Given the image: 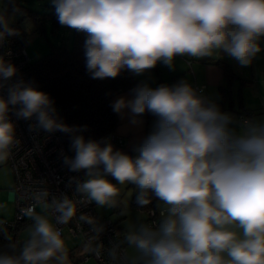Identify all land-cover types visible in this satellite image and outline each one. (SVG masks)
<instances>
[{
  "label": "clouds",
  "instance_id": "1",
  "mask_svg": "<svg viewBox=\"0 0 264 264\" xmlns=\"http://www.w3.org/2000/svg\"><path fill=\"white\" fill-rule=\"evenodd\" d=\"M61 26L84 33L86 68L93 79L116 78L127 68L135 75L158 62L174 67L177 56L194 60L227 54L248 66L261 52L264 0H51ZM19 6L4 0L0 45L19 35L11 26ZM14 64L0 56V163L19 144L9 112L31 120L33 130L76 133L56 114L49 94L16 76ZM132 99L113 102L116 113L129 109L132 123L144 113L155 117L152 130L134 148L114 150L110 138L72 135L75 156H64L72 172L84 171L73 197H53L55 224L48 218L49 192L37 193L43 214L29 207L28 238L17 250L9 243L0 264H68L65 240L56 225L77 215V204L114 208L119 186L134 185L141 209L158 201V221L140 222L123 233L133 255L109 250L112 264H264V120L242 118L239 130L230 113L197 92L187 81L132 90ZM86 127V126H85ZM108 176L117 183L113 184ZM152 215H156L153 211ZM97 234L103 227L80 214ZM6 236V231L0 228Z\"/></svg>",
  "mask_w": 264,
  "mask_h": 264
},
{
  "label": "built area",
  "instance_id": "2",
  "mask_svg": "<svg viewBox=\"0 0 264 264\" xmlns=\"http://www.w3.org/2000/svg\"><path fill=\"white\" fill-rule=\"evenodd\" d=\"M0 56L6 61L11 62L17 68V74L8 82L15 83L23 79L25 82L32 83L28 72V65L31 60L26 52V44L22 36L7 37L3 45H0ZM190 67V62L188 61ZM191 70V67L189 68ZM198 93L203 95L205 89L204 84H196L192 86ZM0 95L7 96V86L0 89ZM15 108L9 112V119L15 125V136L19 140V144L12 149L10 157L6 160L13 175V202L14 213L13 218L6 220L0 218V228L6 233L12 235L13 243L17 246V250L22 246L23 242H17L16 236L19 228H23L31 220L25 215L29 207H37L43 203L36 199L37 193L47 190L49 196L47 202L49 204L48 214L52 223L55 224L54 214L51 209V201L53 197H61L67 195L74 200L79 199V195L74 196L76 182L73 177L83 180L84 171L72 172L63 162L64 156L71 157L58 131L48 133L42 129L33 130L30 125L36 124L35 118L25 120L15 115ZM253 111H245L238 117L253 118ZM110 141L121 144L122 139L119 136L110 135ZM43 211V210H41ZM153 211L156 215H152ZM80 214L88 215L94 222L103 227V231L97 234L92 230V226L79 220ZM145 220L143 222L150 223L158 221V210L153 208L145 211ZM63 234H69L72 237H78L86 252L78 257V261H87L93 259L96 264H112L109 256V250L113 244L119 245V255H126V246L123 237L120 235L118 227L108 217L97 215L93 203L86 205L77 204V215L66 225H56ZM4 235L0 233V236Z\"/></svg>",
  "mask_w": 264,
  "mask_h": 264
},
{
  "label": "trees",
  "instance_id": "3",
  "mask_svg": "<svg viewBox=\"0 0 264 264\" xmlns=\"http://www.w3.org/2000/svg\"><path fill=\"white\" fill-rule=\"evenodd\" d=\"M8 2L10 6H19L21 9L19 20L30 19L38 33L45 32L48 22L51 24L52 31L57 30L60 25L53 4L50 5V10L38 12L23 6L19 0H8ZM17 24L18 22L15 21L11 26L16 29ZM16 36L25 38L20 33ZM86 38L87 33L73 29L70 45L63 41L57 44L50 42L48 52L28 65L32 84L38 90L49 94L54 101L57 116L70 127L79 129L76 133L58 131L71 157L75 156L74 150L71 149L72 135H83L86 140L96 141L108 138L114 133L118 123L116 113L112 108V97L126 90L133 93V89L143 86L142 82L127 68L123 69L116 78H91V74L86 68L84 48ZM218 64L224 74V84L219 86L220 103L228 108L233 106L232 86L235 81H239L236 96L241 105L240 86L242 82L239 76L230 65L222 61ZM143 116L147 121L152 117L148 112ZM135 146L126 154L132 155ZM129 186L136 189L134 185L130 184ZM137 191L136 189L131 196L130 206L144 213L150 208L156 210L157 200L154 197L150 205L143 209L139 208L135 203ZM117 206H121L120 202L117 203ZM9 243H13L11 234L6 233V236H0V251L8 250L6 246Z\"/></svg>",
  "mask_w": 264,
  "mask_h": 264
},
{
  "label": "crops",
  "instance_id": "4",
  "mask_svg": "<svg viewBox=\"0 0 264 264\" xmlns=\"http://www.w3.org/2000/svg\"><path fill=\"white\" fill-rule=\"evenodd\" d=\"M260 53H264V51ZM188 61L190 62L191 70L189 69ZM220 61L230 65L242 82L240 86L242 106L238 102L236 96L239 88V81H235L232 86L233 106L228 108L222 106L220 103L219 86L224 84L223 70L218 64ZM134 76L139 79L143 85L146 84L151 88L159 87L162 84L174 85L181 80L187 81L192 86L204 84L205 89L203 95L210 101L215 102L222 112L230 113L229 111H233L239 117V115L245 111H253L255 113L253 118L264 120V66H261L259 61L255 62V58L250 65L241 66L238 61L227 54L198 60H194L187 56H177L174 59L173 68H169L163 63L158 62L153 69L146 70L142 75L134 74ZM133 97L134 94L131 91H121L112 97V104L117 99H132ZM116 116L118 123L113 135L119 136L122 139V143L116 144L113 141L110 142L113 144L114 150H119L124 153H127L133 146L142 142L152 130V125L155 120V117L152 116L147 121L142 115L137 118L140 123L133 124L132 113L127 108L124 109L122 113H116ZM132 155L134 156L135 152H133ZM108 178L113 184L117 183L111 176H108L107 179ZM129 185L130 184H127L125 187L131 188ZM135 191L136 189L131 188L129 205L131 196ZM134 210L137 211L139 215L144 214V212L139 209L134 208ZM141 220L142 218L140 217L139 221L142 222Z\"/></svg>",
  "mask_w": 264,
  "mask_h": 264
},
{
  "label": "rangeland",
  "instance_id": "5",
  "mask_svg": "<svg viewBox=\"0 0 264 264\" xmlns=\"http://www.w3.org/2000/svg\"><path fill=\"white\" fill-rule=\"evenodd\" d=\"M20 3L32 10L38 12H46L50 10V5H52L51 0H19ZM4 6V0H0V9ZM19 14L15 17H12V23L17 21L16 29L20 34H22L24 38V43L26 44V52L31 61L38 59L39 57L46 54L49 50L50 42L53 44L60 43L63 41L64 43L70 45L71 36L73 29L67 26L59 25L58 29L52 31L51 24L48 22L45 26L44 33H38L35 30V26L30 19H20ZM261 51H264V38L260 40ZM261 66H264V53H258L255 57V62H258ZM230 114L235 118V123L232 125L239 130L238 126V115L235 112L229 111ZM85 175L83 176V179ZM109 179V178H108ZM110 180V179H109ZM111 181V180H110ZM13 175L9 165L6 163H0V218H4L6 220H10L13 218L14 213V202H13ZM120 194L117 197V203L120 202L121 206H117L116 208H100L97 207L95 202L93 203L94 209L97 215L101 217H108L113 222L116 223L120 235L123 237V233L129 228L131 225H135L140 223L139 219L142 218V222L145 220V215L140 214L134 210L133 207L129 205V197L131 195V188L125 186H119ZM38 212H41L42 207H37ZM48 218L51 220L50 215L48 214ZM32 223V222H31ZM31 223L27 224L24 228H21L16 236L17 242H24L28 238V233L30 230ZM62 238L65 240V245L67 249L68 255V264H96L93 259H89L87 261H78V257L85 253L86 250L81 244L78 237H72L69 234H63ZM126 246V255L131 257L133 252L131 249Z\"/></svg>",
  "mask_w": 264,
  "mask_h": 264
}]
</instances>
